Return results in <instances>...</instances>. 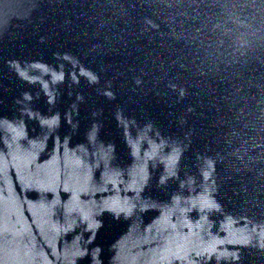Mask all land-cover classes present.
Here are the masks:
<instances>
[{"label":"water","instance_id":"1","mask_svg":"<svg viewBox=\"0 0 264 264\" xmlns=\"http://www.w3.org/2000/svg\"><path fill=\"white\" fill-rule=\"evenodd\" d=\"M0 264H264V0H0Z\"/></svg>","mask_w":264,"mask_h":264}]
</instances>
